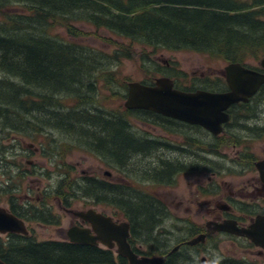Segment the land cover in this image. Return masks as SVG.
<instances>
[{"label":"trees","instance_id":"16d2710c","mask_svg":"<svg viewBox=\"0 0 264 264\" xmlns=\"http://www.w3.org/2000/svg\"><path fill=\"white\" fill-rule=\"evenodd\" d=\"M77 24L105 29L131 45H116L112 53L85 48V31ZM60 27L67 39L53 34ZM134 44L143 47L139 59L153 63L156 73L168 72L150 60L160 49L244 64L249 55L264 54V0H0V125L12 122L33 139L34 114L49 113L56 129L71 135L74 144L96 157L105 152L115 158L109 167L117 162L123 167L133 146L141 144L132 120L144 116L166 124L153 112L100 108L102 91L119 83L113 65L138 58ZM217 83L218 90L227 88L223 79ZM74 183L73 200L80 199L79 193L95 203L103 199L133 220L128 190L108 184L99 188L91 178ZM155 215L144 211L138 220L153 222ZM0 256L6 264H113L110 253L90 246L21 238L2 248Z\"/></svg>","mask_w":264,"mask_h":264},{"label":"flooded vegetation","instance_id":"af4514ba","mask_svg":"<svg viewBox=\"0 0 264 264\" xmlns=\"http://www.w3.org/2000/svg\"><path fill=\"white\" fill-rule=\"evenodd\" d=\"M166 65L169 67L168 62H166ZM250 68L263 72L259 66ZM221 79H223L226 84V80L223 76ZM153 84L154 83H152V85ZM175 88H177L176 84ZM228 90L229 88L227 87L225 91ZM263 92L264 86L248 103L237 104L229 109L230 121L228 124L224 125V133L220 136H214L200 126L191 125L155 113V115L162 117L164 122H167L168 125L158 123L157 121H154V123L150 121V124H155L160 127L159 129L169 134L171 138L168 139L163 137V135H158L156 138H153L149 136L148 133L144 134L140 132V130H137L136 125L141 123H138L139 119H133L131 130L134 131L135 140H139L141 144H139V146H133V151L129 154L128 163L120 167L117 162L116 168H112L108 166V163L115 162V158H110L109 155L106 157L105 152H101L97 158L101 163H106L109 168L116 172L126 171L131 175L134 181L127 180L128 183L120 177L114 178L112 173L108 176L106 172H103V176H101V170L95 173L93 172L92 174L83 172V175H85L83 179L88 180L91 178L98 182L99 188L108 184L118 189L123 188L129 191L128 194H130L132 202L131 210L134 212L132 215L133 220H130L126 215L128 221L116 220L106 211H98L93 207L83 210L74 208L72 204L73 198L71 196L73 187L71 173L73 167L64 161L65 154L71 153L72 151V136L56 129L55 125H53L55 121L53 115L42 113L40 110L36 111L33 119V132H35L33 133V139L26 137L24 130L12 127V122L4 126V128L0 125L2 134H15L14 137L17 136L14 138L15 143L26 144L24 142L25 139L31 140V143L26 144V149L28 151H33L36 156L42 157V159H38L35 162L30 159L29 154L26 155V152L22 153V155L19 154L17 147L20 145L17 147L15 145L13 148L6 147L2 152L7 157L8 153L10 154V151L13 150L11 156L15 157V159H21L22 161L26 158L29 159H27V167L25 168L17 163L18 160H16L15 163L8 164L11 168H7V166L2 167L0 164V209L6 211V213H4L5 215L11 216L17 220L16 222L19 225V229L21 228L20 223L23 225V231L21 229L19 232H4L0 230V250L8 247L13 241L19 238L44 245H50L52 243L73 244L70 242L69 233L74 227L87 230L90 229V234L92 236H97L90 223L77 218L74 214L77 211L93 209L106 217H111L116 224L126 222L130 225L128 243L139 258H160L163 259L162 264H264V246L257 245L248 237H241L217 229V225L219 224L226 222H231L232 224L233 222L236 224L237 228L248 230L257 223L259 218H264V181L256 167L259 162L264 161V144H260L259 146L261 151V156L259 158L255 157L245 148L246 154H244L243 157H239V159L248 162L247 168H251V165H253L256 169V175L252 176V178H248L242 188H235L232 185L224 184V186H228L230 193L224 190L222 185L217 183V181L212 180L218 175L217 171H212L207 172L206 175L209 173L215 177H209V180L201 183L197 192L193 193V197L188 199H186L185 196L169 198L172 194L168 196L161 192L155 195V197H152L150 194L139 189L138 182L141 180L143 183L152 181L153 178V180L156 181L155 183L161 184V186H166L168 184L177 185V182L174 183V181H176V179L178 181L181 175L187 172L197 174L199 168L186 166L184 162L177 161V163L174 164L171 161L157 160V169L154 170L153 168L155 167L151 165L149 172H146L140 171L134 166V163H132L135 157L142 156L143 159L148 158L153 155V152L164 150L165 148L169 149V151L173 150L174 152L176 150L183 154H185V152H191L188 146H190V142H192L193 148L196 147L195 141L197 140L195 138H188L185 134L188 135L189 131L192 129L198 132L199 130L205 132L214 140L213 146L218 148L223 146L225 140L229 136L232 139L234 138L236 142L239 140V143L242 144L256 141L260 142V140L264 139V125L257 126L260 120V113H258L259 111L256 108L251 106L264 97ZM239 108L241 109L239 110ZM239 119L246 123L251 122L255 126H250L248 124L239 126L237 124ZM150 124L144 125L150 126ZM17 125L22 126L23 124ZM156 126L153 127L158 128ZM236 126L239 127V130L242 128L241 130L245 132L243 135L246 142H243L242 136H231V129H234ZM138 133L142 135L140 136ZM57 134H59L58 138L56 136ZM178 135L182 137L181 142L177 141ZM40 138L41 141H39ZM62 142L67 145L61 146ZM63 147L66 149L63 150ZM235 147H237V143ZM240 154L242 153L240 152ZM59 158L63 160L62 163L64 166V171H59L60 174L57 172L58 168L51 170L48 167V164L51 165L50 163H52V160H59ZM12 167L17 169L19 173L14 175ZM143 173H145L144 176ZM151 174L153 176H151ZM89 175L91 176L89 177ZM140 177L142 179H140ZM97 204H104L103 199H101V202H97ZM112 207L118 208L116 206ZM172 207L186 214L185 218H179L180 221L177 220V226L174 227L177 233H182L185 236L184 239L186 240L180 242L177 240V244L173 247L171 246L173 243L171 238L160 240L154 234L156 233V229L162 230L164 225L168 222L170 215L169 209ZM118 209L125 212L122 207ZM144 211H151L156 214L153 222L145 221L143 218L138 220V213L143 214ZM0 215H2V213H0ZM193 215L200 217V222L194 221ZM11 217H6V219L10 221L12 220ZM67 218L69 219V226L66 228L64 221L65 219L67 220ZM263 229L264 228L259 230V233L262 235H264ZM53 231L58 234L57 237L59 240L53 239ZM164 235L167 237L171 236V234ZM197 239L199 241L196 243L195 240ZM191 241L195 243L189 244ZM74 245L90 246L94 250L110 253L113 258V264H130L128 258L118 254L116 242L113 249L105 247L101 241H98L96 245ZM146 245H148L149 252L142 250ZM0 261L6 264L1 256Z\"/></svg>","mask_w":264,"mask_h":264},{"label":"rangeland","instance_id":"374dc122","mask_svg":"<svg viewBox=\"0 0 264 264\" xmlns=\"http://www.w3.org/2000/svg\"><path fill=\"white\" fill-rule=\"evenodd\" d=\"M246 1V0H243ZM77 27L79 29L82 28L84 30V39H82L83 44L87 47L94 49L96 51H103V52H113L117 49L115 48L116 45H121L122 43L125 45H131V42L128 40H123L115 35L107 32L105 29H98L95 26L89 25V24H77ZM54 35L61 36L62 38L67 39V31L63 29L62 27L56 28L53 32ZM112 41V42H110ZM115 44V45H114ZM133 50H135L139 55L138 58H135L134 60H123L121 63H117L113 65V69L117 70L118 74V81L119 83L114 85L113 89L111 90H103L102 94H104V100L105 102H102L99 104L105 112L107 113H116L117 111H125L124 103L126 101L127 97V85L129 82H141L146 84H152L154 83L156 78L160 77H169L174 80L176 86L180 90H190V91H196L198 89H203L207 91H225L227 88L222 86L221 90H218L216 85L218 84V79L222 78L223 71L225 67L229 64V62L223 60V59H212L209 55L205 54H199L195 53L193 51H167L164 49H160L154 54L150 56V60H152L154 63L160 65L161 67H167L168 72L167 74L164 73H156L153 63H147L143 60L139 59V56L142 54L143 47L134 44ZM148 53H153V49L149 48L147 49ZM264 58V54H261L259 57L254 56H248L247 59L244 61V64L250 67H258L259 61ZM166 62L169 63V67L166 65ZM204 76V77H202ZM205 79V80H203ZM264 93V92H263ZM96 104V106H99ZM251 107L256 108L260 113V120L257 123V126L264 125V97L256 101ZM241 108H239L240 110ZM140 120L136 125V129L140 130L142 133H148L149 136L156 138L158 135H163V137H166L170 139L171 137L169 134L162 132L155 124H150V121H153L152 119L148 117H140ZM151 123H154L151 122ZM136 124V123H134ZM144 124H150V126H145ZM167 124V122H166ZM239 126H245V124L250 126H255L253 123L241 121V119L238 120L237 123ZM168 125V124H167ZM153 126H156L158 128H155ZM242 128L235 127L234 129H231V136L238 135L243 137V142H246L244 140L245 132L241 130ZM134 132V131H133ZM188 133V132H187ZM138 135H142L138 133ZM15 134H2L1 132V126H0V164L2 167L11 168L8 164L15 163L16 160L15 157L11 156L8 153L7 157L4 153V148L9 147L13 148V146L16 145L17 151L19 154L22 155V153L26 152V155H30V159L35 161L42 159L41 156H36L33 151H28L26 149V144L31 143V140L25 139L24 142L26 144H19L14 142ZM57 138L59 137V134L56 135ZM186 137L191 139H196V147L193 148L192 142H190V148L191 152H185V154L180 153L178 151H174L165 148L164 150H159L153 152V155L144 158L142 156L135 157L132 160V163H134V166L137 167L140 171H146L149 172L150 166L152 165L154 170L157 169L158 162L157 160H165V161H171L172 163L178 162H184L186 166L191 167H197L199 168L197 174H192L187 172L184 175H181L177 181H174V183L177 182V185L168 184L166 186H161V184H156L152 178V181L144 182L141 180L138 182L139 189L142 191L150 194L152 197H155V195L161 193H165L168 196L172 194V196H169V198H173L175 196H185L186 199L193 197V193L197 192V189H199V186L201 183L206 182L209 180V177L214 178L215 176L210 175L209 173L206 175L207 172L217 171V176L212 179L217 181V183L221 184L224 190H226L228 193H230L228 186H224V184L232 185L235 188H242L244 184L246 183V180L248 178H252V176L256 175V169L253 165H251V168H247L248 162L244 160H240L239 157H243L244 154H246V149L248 152L252 153L255 157L259 158L261 155L260 151V144H264V139L260 140V142H252L248 144H242L239 143V140L237 142L235 139L231 138L230 136L225 140V143L221 148L214 147V140L207 135L202 130L196 131L194 129L190 130L188 135L185 134ZM41 141V138L39 139ZM178 142L182 141V137L178 135ZM242 141V140H241ZM240 141V142H241ZM73 142V141H72ZM62 145H67L63 144ZM237 143V147H235ZM18 144V145H17ZM73 146L76 148H73L71 153L65 154L64 161L67 164H70L73 170L71 173V180H73V187L77 186L74 181H77L79 183H82L84 181L83 172H86L87 174H92L93 172H98L101 170V176H103V172L112 173L114 178H122L125 180V182H128L127 180L134 181V179L129 175L126 171L122 172H116L115 170L109 168L106 163H101L100 160L95 156L88 152H85L84 149H81L79 147L78 143H72ZM246 148V149H245ZM66 149V148H65ZM63 147V150H65ZM15 150V149H14ZM24 151V152H23ZM28 151V152H27ZM213 152V153H210ZM240 152L242 154H240ZM66 153V152H64ZM207 153V154H205ZM27 159H24L23 161L20 159L17 161V163L22 167H27ZM51 165L48 164V167L51 170H55L58 168L59 171H64L63 166V160L59 158V160H52ZM157 162V163H156ZM12 171L14 172V175L18 174L19 171L12 167ZM1 173V172H0ZM145 173H143L144 176ZM91 175H89L90 177ZM150 177V175L148 174ZM151 176H153L151 174ZM140 179H142L140 177ZM1 180V179H0ZM129 183V182H128ZM165 190V191H164ZM192 194V195H191ZM154 195V196H153ZM79 198L77 200H73L72 204L74 208L77 210H83V209H89L94 208L98 211H106L111 216L114 217L116 220L120 221H128L127 216L125 212L121 211L118 208H114L112 206H109L107 204H97L94 201L83 198L82 195L79 193ZM170 215L168 222L164 225L163 229L158 230L156 229L154 233L155 236L160 239H166L171 238V241L173 243L171 246L173 247L175 244H177V240L184 241L186 239L185 236L182 233H177V230L174 228L177 226V220L180 221L179 218H185L186 214L182 211L175 210L173 207L169 209ZM194 221L200 222V217L193 215ZM69 219H65V227L67 228ZM162 231V232H161ZM44 233V232H41ZM54 234L52 237L53 239L59 240L57 237L58 234L53 231ZM164 234H171L170 237H167ZM46 235V233H45ZM48 235V234H47ZM139 246V245H138ZM145 252H149L148 245L143 248Z\"/></svg>","mask_w":264,"mask_h":264},{"label":"water","instance_id":"95a60500","mask_svg":"<svg viewBox=\"0 0 264 264\" xmlns=\"http://www.w3.org/2000/svg\"><path fill=\"white\" fill-rule=\"evenodd\" d=\"M259 68L263 72L251 69L239 62L229 63L223 71L229 90L224 92H210L201 89L196 91L180 90L175 88L174 80L169 77L156 78L153 85L129 82L124 107L127 111H151L200 126L212 135L220 136L224 133V125L230 121L229 109L237 104L248 103L264 86V58L259 61ZM256 167L264 181V161L259 162ZM106 174L111 175L110 172H106ZM0 213H2L0 215L1 231L19 232L21 229L23 231L22 223H20L21 228L19 229L15 218L5 215L6 211L3 209H0ZM74 214L77 218L90 223L97 236H92L90 229L74 227L69 233L71 243L96 245L98 241H101L105 247L113 249L116 242L118 254L128 258L130 264L163 263V259L139 258L133 252L128 243L130 237L128 223L116 224L111 217H106L93 209L77 211ZM6 217H11L12 220L8 221ZM217 226L220 231L248 237L257 245L264 246V235L259 233V230L264 228V218H259L257 223L248 230L237 228L233 222ZM197 241L199 240H195L196 243ZM195 242L191 241L189 244ZM0 264L4 263L0 261Z\"/></svg>","mask_w":264,"mask_h":264},{"label":"bare ground","instance_id":"6f19581e","mask_svg":"<svg viewBox=\"0 0 264 264\" xmlns=\"http://www.w3.org/2000/svg\"><path fill=\"white\" fill-rule=\"evenodd\" d=\"M127 89H128V86H127ZM3 124V123H2ZM48 140V139H47Z\"/></svg>","mask_w":264,"mask_h":264}]
</instances>
